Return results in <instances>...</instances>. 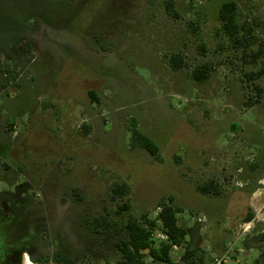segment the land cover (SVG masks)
Returning a JSON list of instances; mask_svg holds the SVG:
<instances>
[{
  "label": "rangeland",
  "instance_id": "rangeland-1",
  "mask_svg": "<svg viewBox=\"0 0 264 264\" xmlns=\"http://www.w3.org/2000/svg\"><path fill=\"white\" fill-rule=\"evenodd\" d=\"M223 1L0 0V192L48 195L67 229L88 214L110 223L95 239L110 237L101 252L115 255L130 215L156 217L171 201L188 231L174 264L187 246L200 264H256L264 74L247 73L264 71V56L248 64L231 50L235 59L220 65ZM235 1L239 20L263 37L264 0ZM177 52L179 71L168 62ZM203 63L211 75L197 82ZM133 118L160 158L131 146ZM117 184L128 192L115 193ZM153 237L165 238L160 229Z\"/></svg>",
  "mask_w": 264,
  "mask_h": 264
},
{
  "label": "flooded vegetation",
  "instance_id": "flooded-vegetation-1",
  "mask_svg": "<svg viewBox=\"0 0 264 264\" xmlns=\"http://www.w3.org/2000/svg\"><path fill=\"white\" fill-rule=\"evenodd\" d=\"M219 22L217 34L221 66L228 62L226 60L235 59L228 56L231 50L241 51L238 58L248 64L255 65L264 56V52L254 56L258 45L264 43V36L259 37L257 42L254 40L256 28L247 32L249 46L245 47L236 45L225 30L221 18ZM260 70L263 69L249 71V74L257 73L249 79L261 78L264 72L258 74ZM45 203H48L46 194L23 196L0 192V264H26L30 259L44 264H116L121 259L120 253L101 252L102 245L107 246L105 250L111 251L110 237L95 239L96 234H110V223L95 222L88 214L83 220L71 223V229H67L57 220L61 217L55 215L58 214L55 208L52 211ZM258 241V247L264 248V229L259 232ZM118 242L119 238L114 244L117 252ZM256 264H264V249L257 257Z\"/></svg>",
  "mask_w": 264,
  "mask_h": 264
},
{
  "label": "trees",
  "instance_id": "trees-1",
  "mask_svg": "<svg viewBox=\"0 0 264 264\" xmlns=\"http://www.w3.org/2000/svg\"><path fill=\"white\" fill-rule=\"evenodd\" d=\"M218 15L223 20L225 30L235 44L248 47L249 36L247 32L253 31L254 27L238 19V3L235 0L223 1L219 7ZM258 38L256 35L254 40L257 42ZM200 49L206 51L203 45ZM262 52H264V43L258 45V48L254 51V56L257 57ZM168 62L173 70L179 71L185 66V55L182 52L174 53L169 57ZM211 71L212 65L203 63L195 67L191 74L197 82H204L211 75ZM263 72V70H260L258 74ZM256 74V72L247 73V77L253 78ZM254 102L247 100L246 105H253ZM129 128L132 147L145 148L153 156L160 158L158 143L141 130L136 118L131 120ZM120 188L121 185L117 184L113 191L115 193L128 192L127 186L123 190H120ZM199 188L205 193L210 192L207 186H200ZM125 208H127V204L121 206L122 210ZM248 218H251V215ZM124 227L126 228V236L119 237L117 245L122 257L116 264H174L172 250L176 246H182L188 234L187 229L179 224L178 210L171 201H164L159 205L156 217L151 218L147 214H143L140 218L130 215ZM158 229L161 230L165 238L160 239L157 245L153 234ZM197 251L196 248L187 246L181 256L182 263L180 264H200L204 262V256L198 255ZM148 257L151 259L150 261L147 260Z\"/></svg>",
  "mask_w": 264,
  "mask_h": 264
}]
</instances>
